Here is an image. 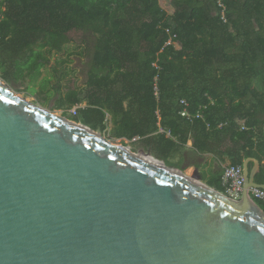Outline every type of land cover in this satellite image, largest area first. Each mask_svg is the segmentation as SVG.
Masks as SVG:
<instances>
[{
    "label": "trees",
    "instance_id": "16d2710c",
    "mask_svg": "<svg viewBox=\"0 0 264 264\" xmlns=\"http://www.w3.org/2000/svg\"><path fill=\"white\" fill-rule=\"evenodd\" d=\"M222 2L224 18L217 0H170L172 14L159 0H0V76L34 80L68 42L90 46L84 95L70 89L53 108L85 102L73 120L103 131L109 116L114 136L181 170L188 139L193 162L216 151L242 165L264 155V0ZM181 100L202 117L181 116ZM220 177L208 185L222 190Z\"/></svg>",
    "mask_w": 264,
    "mask_h": 264
},
{
    "label": "water",
    "instance_id": "95a60500",
    "mask_svg": "<svg viewBox=\"0 0 264 264\" xmlns=\"http://www.w3.org/2000/svg\"><path fill=\"white\" fill-rule=\"evenodd\" d=\"M144 154L0 80V264H264L256 159L235 200Z\"/></svg>",
    "mask_w": 264,
    "mask_h": 264
},
{
    "label": "rangeland",
    "instance_id": "374dc122",
    "mask_svg": "<svg viewBox=\"0 0 264 264\" xmlns=\"http://www.w3.org/2000/svg\"><path fill=\"white\" fill-rule=\"evenodd\" d=\"M48 56L49 63L42 68L41 74L36 79L30 80L27 78L24 81L12 80L4 82L16 94L21 95L28 101L67 118L81 120L82 114L80 111H78L77 115L72 116V113L68 109L64 112L62 109L53 108V104L59 94L64 95L70 89L77 90L80 97L84 95L85 81L91 60L90 46L86 48L84 45L79 46L70 41L61 51L52 52ZM0 80L3 81L1 76ZM84 104L85 102H82L81 106H84ZM106 123L107 126L103 131L97 130L104 137L111 139L115 143L124 144L133 151L143 149L149 153L153 152L151 149L146 148L143 142L138 140V137L128 140L123 137L114 136L115 129L109 120V116ZM182 172L187 175L192 174L189 168L182 169Z\"/></svg>",
    "mask_w": 264,
    "mask_h": 264
},
{
    "label": "built area",
    "instance_id": "2783aa9c",
    "mask_svg": "<svg viewBox=\"0 0 264 264\" xmlns=\"http://www.w3.org/2000/svg\"><path fill=\"white\" fill-rule=\"evenodd\" d=\"M219 7L222 8L221 14L222 18H224V6L222 0H217ZM170 39L166 42L169 43ZM154 64V63H153ZM155 65V64H154ZM155 82L153 83V95L158 99L159 90L157 87V77L154 78ZM181 104L183 105L180 115L183 117H195L201 118L202 113L200 111L195 114H191L188 110V103L185 100H181ZM81 105H74L68 111L72 113V115L77 114V110ZM245 126L242 125L241 129H244ZM159 132L165 131L162 127L158 128ZM167 135H170L168 131H165ZM221 186L222 190H220L224 195L232 199H239L242 195L244 189V176H243V167L240 164L228 163L222 167L221 171ZM248 197L251 201L255 202V200H259L264 204V188L260 187H250L248 190Z\"/></svg>",
    "mask_w": 264,
    "mask_h": 264
},
{
    "label": "crops",
    "instance_id": "0c3cea01",
    "mask_svg": "<svg viewBox=\"0 0 264 264\" xmlns=\"http://www.w3.org/2000/svg\"><path fill=\"white\" fill-rule=\"evenodd\" d=\"M159 3L160 6L164 8L169 14L173 13L174 9L170 5V0H159ZM228 143H230V141L227 139L224 145H222V148H225L226 144ZM191 144H192V140L188 139L186 144L182 148L184 154H186V152L191 150ZM213 145H215V147L218 146L217 143H214ZM184 154H183L182 166L185 168H189L192 174L198 173L201 177V180L206 184H208L209 181H215L219 177V175L221 176L222 167L228 163H231L230 158L226 154L223 153L220 154L216 151H210V152L207 151L205 153H198V157H196L194 162L190 160V157L188 159L187 157H184ZM259 155L260 158H257L255 156H249L256 159L259 162L260 167L258 172L262 167L264 168V155H262L261 153H259ZM170 160L177 161L178 156L174 158H170ZM189 160L191 163L189 162ZM253 164L254 163L252 161H249L248 162L249 168H251ZM258 172L256 173V175L258 174ZM256 175H255V179H256Z\"/></svg>",
    "mask_w": 264,
    "mask_h": 264
},
{
    "label": "bare ground",
    "instance_id": "6f19581e",
    "mask_svg": "<svg viewBox=\"0 0 264 264\" xmlns=\"http://www.w3.org/2000/svg\"><path fill=\"white\" fill-rule=\"evenodd\" d=\"M143 158L147 159L148 161L154 163V164H157V165H160V166H163V163L160 162L159 160H156L155 158L151 157V156H147L146 154L142 155Z\"/></svg>",
    "mask_w": 264,
    "mask_h": 264
}]
</instances>
